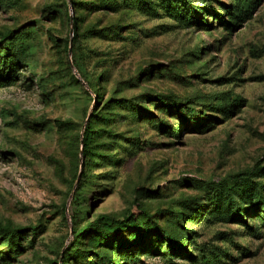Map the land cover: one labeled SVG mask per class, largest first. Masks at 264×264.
<instances>
[{
  "label": "rangeland",
  "instance_id": "374dc122",
  "mask_svg": "<svg viewBox=\"0 0 264 264\" xmlns=\"http://www.w3.org/2000/svg\"><path fill=\"white\" fill-rule=\"evenodd\" d=\"M104 1L0 0V227L27 230L0 237V264H264V0L233 30L214 11L237 0H187L206 25ZM103 216L128 230L88 232Z\"/></svg>",
  "mask_w": 264,
  "mask_h": 264
},
{
  "label": "trees",
  "instance_id": "16d2710c",
  "mask_svg": "<svg viewBox=\"0 0 264 264\" xmlns=\"http://www.w3.org/2000/svg\"><path fill=\"white\" fill-rule=\"evenodd\" d=\"M161 3L166 6V8H170V11L174 14H177L179 16H181V18L188 20L190 23H192L193 25H201V24H207L208 19L204 18V15L206 12L203 11L198 13L197 12V8H193L192 5L190 3L187 2V0H160ZM260 2V0H237V4L235 6L236 9V13L234 12H230V8L229 7H224L223 9L226 10V16L225 13L221 14L218 11H214V17L217 18L218 23L220 26L225 27L226 29H236L237 28V20L236 17L238 15V17H247L250 16L252 13V10L257 7L258 3ZM76 4V2H74ZM100 4V0H97V3L95 4L97 7H99ZM132 6L130 0H105L102 3V7H105L106 10L109 11H113V12H118L120 9H126V8H130ZM165 8V9H166ZM230 17V18H228ZM38 23V21H36V24ZM7 38H4V40ZM2 57V58H1ZM10 58L9 53L5 52L2 56H1V52H0V60H2V62H4L6 65L8 63L7 60ZM1 76V74H0ZM89 88H93V85L91 83L88 84ZM153 102L161 104L162 100L159 99H155L153 100ZM192 112V110H191ZM183 113L182 109L180 110V114ZM192 115V114H191ZM193 116V115H192ZM99 117V116H98ZM97 117V118H98ZM93 118L94 115L88 118V124L84 127L83 129V134H82V145H83V150H82V154L83 156L86 158L90 152V145L94 136V126H93ZM96 118V116H95ZM196 118V117H195ZM199 122V119H195ZM202 124H200L199 126H201ZM175 133H179V130H173ZM250 177V175H240L236 182L232 179L230 181H226V182H222L219 183L217 185V187H215L214 189L216 190V194L213 195L214 198L219 199L222 195V193H224L230 200L233 198L232 197V193H231V187L234 186L235 183H241L243 181L248 180ZM86 178V175H83V179L82 181H84ZM255 213H259L262 209V212H264V195L263 194H259L258 197L255 200ZM232 204V203H230ZM208 209V206L206 204L202 205L200 212L205 211ZM198 213V214H199ZM197 214V215H198ZM251 212L248 208H245L244 206H237L236 205V210H235V214H233L232 218L234 217L235 219H239V221L241 223H245V219L248 217V215H250ZM194 215V214H193ZM186 219L185 214L181 213L180 215L177 214L176 215V220H175V225L179 227V232L178 235L179 236H184L186 238H189L190 236L187 235L185 236V226L183 224H181L183 222V220ZM251 219H253V216L251 217ZM73 222H76V219L74 217H72ZM196 220V218L193 219V222ZM128 219L126 221L123 222H115L113 221L111 218L103 216L101 218H98L96 222H94L93 224H91L90 226L87 227V231L88 232H92L94 231V229L98 230V232H100L103 228L102 226L100 227V225H103L104 227L107 226L109 228L112 229V232H114L116 234V236H120L123 235L124 233H126V231L128 230ZM247 226V225H246ZM248 227V226H247ZM101 229V230H100ZM158 232L162 233L163 230L156 228ZM36 231V230H34ZM27 232L26 229H15V230H10L8 228H1L0 227V237L3 236H8L9 237V246L11 249H14L13 247H11L13 245V242H16L17 244H20L21 241L23 240V238L25 237V233ZM82 232H77V234L75 235L76 237H79V235ZM17 239V240H16ZM133 241V240H132ZM131 242H126L125 244H118V247L115 248L114 247V243L113 242H108L107 243V248L110 250H118V251H128L130 248H128V245ZM167 244L170 245V247L172 245H174V241L171 239L167 240ZM152 249V248H151ZM150 249V250H151ZM180 251L184 254H186L188 252V249L186 247L180 249ZM108 253V252H107ZM13 257V253L9 252L7 257ZM107 258V254L104 256L102 255L100 257V264H104V261Z\"/></svg>",
  "mask_w": 264,
  "mask_h": 264
},
{
  "label": "water",
  "instance_id": "95a60500",
  "mask_svg": "<svg viewBox=\"0 0 264 264\" xmlns=\"http://www.w3.org/2000/svg\"><path fill=\"white\" fill-rule=\"evenodd\" d=\"M83 142V141H82ZM82 150H83V148L81 149V154H82Z\"/></svg>",
  "mask_w": 264,
  "mask_h": 264
}]
</instances>
